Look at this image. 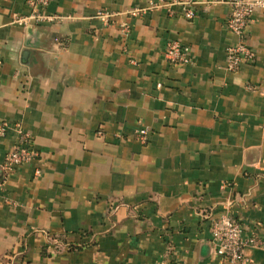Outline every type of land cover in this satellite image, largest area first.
<instances>
[{
    "label": "crops",
    "instance_id": "0c3cea01",
    "mask_svg": "<svg viewBox=\"0 0 264 264\" xmlns=\"http://www.w3.org/2000/svg\"><path fill=\"white\" fill-rule=\"evenodd\" d=\"M29 1L0 0V123L38 153L0 168V264H228L211 243L226 215L262 242L244 264H264V11L254 61L230 72V0H198L193 21L127 14L156 0ZM35 9L54 18L29 37L17 20Z\"/></svg>",
    "mask_w": 264,
    "mask_h": 264
},
{
    "label": "built area",
    "instance_id": "2783aa9c",
    "mask_svg": "<svg viewBox=\"0 0 264 264\" xmlns=\"http://www.w3.org/2000/svg\"><path fill=\"white\" fill-rule=\"evenodd\" d=\"M48 0L29 1V4L37 8L47 5ZM211 2H208V4ZM231 11L226 22L229 32L240 37V41L227 49V69L230 72L238 71L244 64L254 61V54L244 42V35L249 27L253 15L257 11H264V0H230L227 2ZM198 0H156L144 7L130 10L127 14L132 17L144 16L156 10H166L169 16L176 15V8L181 10V15L187 21H193L197 16L199 5ZM114 17L110 13H98L97 18L108 22ZM50 17L37 9L29 16L20 18L17 23L28 27L44 22L52 21ZM123 33H130V25L124 23L121 26ZM166 57L171 64H188L192 61V53L189 46L179 42L170 41L166 49ZM11 129L18 130L19 140L14 150L0 162L6 174L12 173L18 166L29 163L37 158L38 153L31 147V136L23 130L20 125H11L9 122L0 123V146L7 137ZM139 140L144 144L147 141L146 132L139 135ZM1 153V150H0ZM1 195V188H0ZM212 246L220 257L224 258L228 264H244L248 262L246 249L248 247L260 248L262 242L257 237L244 238V231L241 224L231 215H226L220 219L212 220L211 223Z\"/></svg>",
    "mask_w": 264,
    "mask_h": 264
},
{
    "label": "water",
    "instance_id": "95a60500",
    "mask_svg": "<svg viewBox=\"0 0 264 264\" xmlns=\"http://www.w3.org/2000/svg\"><path fill=\"white\" fill-rule=\"evenodd\" d=\"M36 29H37V28L34 27V25H29V26L27 27V36L31 37V36L35 35V30H36ZM25 53H27V52H25Z\"/></svg>",
    "mask_w": 264,
    "mask_h": 264
}]
</instances>
